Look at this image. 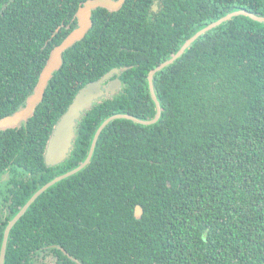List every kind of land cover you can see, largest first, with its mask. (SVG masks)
I'll use <instances>...</instances> for the list:
<instances>
[{
    "label": "trees",
    "instance_id": "obj_1",
    "mask_svg": "<svg viewBox=\"0 0 264 264\" xmlns=\"http://www.w3.org/2000/svg\"><path fill=\"white\" fill-rule=\"evenodd\" d=\"M84 1L0 0V118L32 92ZM152 4L125 0L116 11H93L32 116L0 131V178L21 175L9 188L7 213L0 209V242L7 219L51 171L85 159L107 117H154L151 69L231 11L264 15L263 0ZM114 67L125 68L118 92L81 117L68 159L46 166L59 117L80 88ZM153 85L159 120L108 123L87 166L38 196L13 226L5 264H27L48 245L59 246L58 264H264V22L240 15L220 24L158 71Z\"/></svg>",
    "mask_w": 264,
    "mask_h": 264
},
{
    "label": "water",
    "instance_id": "obj_2",
    "mask_svg": "<svg viewBox=\"0 0 264 264\" xmlns=\"http://www.w3.org/2000/svg\"><path fill=\"white\" fill-rule=\"evenodd\" d=\"M153 1V9H156L159 0ZM124 2L125 0H85L78 7L75 13L76 26L62 39L59 44L55 45L50 50L48 58L39 73L37 82L32 92L26 97L25 101L13 113L0 118V131L7 130L9 128L20 127L22 124H25L26 121L32 116L36 106L42 101L45 89L47 88L53 74L58 71V69L63 63V53L71 46H73L76 42L81 41L90 29L92 25L93 11H95L99 7L105 8L109 11H116L122 6ZM240 15L246 16L257 22H264V15H259L246 9H237L231 11L223 15L222 17L216 19L215 21H212L204 27L200 28L192 36L186 39L183 44L179 47V49L175 53H173L168 59L161 62L159 65L149 71L147 75L148 86L151 97L156 107V113L154 117L151 119H140L128 113H116L107 117L96 129L85 159L75 168L57 176L52 181L41 186L29 197V199L19 210V212L9 221L3 235V241L0 251V264H4L6 243L9 231L14 225V223L20 218L21 215H23L28 210V208L35 201V199L40 194H42L49 186H51L56 181H59L63 178L69 177L79 172L87 166L93 156L100 133L108 123L115 119H127L142 125H151L159 120L162 109L154 90V75L158 71L173 63L177 58H179L190 45H192L195 41L199 39L201 35L207 33L208 31L219 26L220 24L227 22L233 19L234 17ZM58 30L59 29L57 28L56 32ZM124 69L125 68L119 69L114 67L108 72H106L104 75H102L99 79L86 83L82 88L78 90L73 100L68 105L67 109L63 112V114L55 123L52 132L48 138L44 153V162L47 166L61 163L69 156V152L73 147V141L76 137L75 130L79 120L84 115V113L92 107L93 103L95 101H98L102 96L109 97L116 94V91L121 85V81L118 77L112 80H110V78L114 74L118 76L119 73ZM141 212V207L136 206L135 217H140Z\"/></svg>",
    "mask_w": 264,
    "mask_h": 264
},
{
    "label": "flooded vegetation",
    "instance_id": "obj_3",
    "mask_svg": "<svg viewBox=\"0 0 264 264\" xmlns=\"http://www.w3.org/2000/svg\"><path fill=\"white\" fill-rule=\"evenodd\" d=\"M159 4H160V0L158 1V6L156 8V10L158 9L159 7ZM153 5H154V1H153V4H152V8H153ZM105 74V73H104ZM103 74V75H104ZM116 77L119 78V80L121 81L119 75L117 76L116 74H114L110 80L112 79H115ZM99 79V78H98ZM108 83V82H107ZM121 85H122V81H121ZM120 85V87H121ZM119 87V89H120ZM118 89V90H119ZM118 90L116 91V93L118 92ZM104 97H107V96H102L100 99H103ZM52 132V131H51ZM48 141V140H47ZM72 149V148H71ZM71 152V151H70ZM70 152H69V155H70ZM45 153V151H44ZM69 157V156H68ZM68 157L66 159H68ZM65 159V160H66ZM65 160H63L61 163H58V164H55V165H50L48 167H55V166H58V165H61ZM81 163V162H80ZM79 163V164H80ZM47 166V165H46ZM71 170V169H70ZM69 171V170H67ZM66 171V172H67ZM51 177L50 179H48L45 183H43L41 186L45 185L46 183L52 181L53 179H55L57 176L65 173H59V174H54L52 171H51ZM21 178V175H19V173L16 171L15 173H10V171H6L0 178V183H1V187H0V209L4 212V214L7 213V208H8V204L10 202V193H9V188L11 189L13 187V183L14 185L18 184L17 183V180ZM70 177V176H69ZM68 178V177H66ZM66 178H63L59 181H56L55 183H53L51 186H49L45 191H47L50 187L54 186V185H57V183H59L60 181L66 179ZM39 189V188H38ZM37 189V190H38ZM36 190V191H37ZM44 191V192H45ZM43 192V193H44ZM41 195V194H40ZM39 195V196H40ZM37 199V198H36ZM35 199V200H36ZM26 203V202H25ZM24 203V204H25ZM23 204V205H24ZM20 206L18 211L11 217V218H8L7 219V223L3 229V232H2V238H1V242H0V251H1V245H2V241H3V235H4V231L9 223V221L19 212V210L23 207ZM136 206H139V205H136ZM136 206L134 207V216H135V208ZM142 209V208H141ZM143 212V211H142ZM142 212H141V215H142ZM25 214V213H24ZM23 214V215H24ZM21 215L20 218L14 223V225L21 219V217L23 216ZM140 215V216H141ZM137 218V217H135ZM140 218V217H138ZM6 219V218H5ZM13 225V226H14ZM12 226V228H13ZM12 228L10 229V231L12 230ZM10 231H9V234H10ZM8 240H9V235H8V239H7V243H6V248H5V258H4V264H5V260H6V251H7V244H8ZM57 249H60L59 246H56V245H48V247H46L45 249H41L39 251H37V253L35 255H33V257L31 258V260L27 263V264H58V256H57V253L55 251H57Z\"/></svg>",
    "mask_w": 264,
    "mask_h": 264
}]
</instances>
